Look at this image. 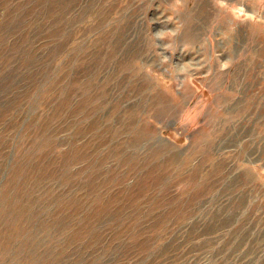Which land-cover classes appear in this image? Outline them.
Instances as JSON below:
<instances>
[{
  "label": "rangeland",
  "instance_id": "374dc122",
  "mask_svg": "<svg viewBox=\"0 0 264 264\" xmlns=\"http://www.w3.org/2000/svg\"><path fill=\"white\" fill-rule=\"evenodd\" d=\"M0 264H264V0H0Z\"/></svg>",
  "mask_w": 264,
  "mask_h": 264
}]
</instances>
